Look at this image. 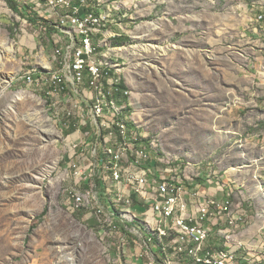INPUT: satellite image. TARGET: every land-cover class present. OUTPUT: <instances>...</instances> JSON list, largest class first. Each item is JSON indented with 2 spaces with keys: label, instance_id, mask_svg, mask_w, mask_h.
<instances>
[{
  "label": "rangeland",
  "instance_id": "1",
  "mask_svg": "<svg viewBox=\"0 0 264 264\" xmlns=\"http://www.w3.org/2000/svg\"><path fill=\"white\" fill-rule=\"evenodd\" d=\"M117 1L136 115L199 183L212 174L214 188L225 185L248 248H263L264 0ZM8 6L14 14L0 0V264H112L95 221L70 210L67 134L21 79L22 61L41 52L21 45Z\"/></svg>",
  "mask_w": 264,
  "mask_h": 264
},
{
  "label": "built area",
  "instance_id": "2",
  "mask_svg": "<svg viewBox=\"0 0 264 264\" xmlns=\"http://www.w3.org/2000/svg\"><path fill=\"white\" fill-rule=\"evenodd\" d=\"M9 1L21 45L41 52L22 61L21 79L67 134L70 210L95 221L113 245L112 264H264V247L248 248L246 219L225 185L214 188L212 174L199 183L201 173L167 155L136 115L132 55L118 48L124 33L112 18L118 1L4 0L10 15Z\"/></svg>",
  "mask_w": 264,
  "mask_h": 264
},
{
  "label": "bare ground",
  "instance_id": "3",
  "mask_svg": "<svg viewBox=\"0 0 264 264\" xmlns=\"http://www.w3.org/2000/svg\"><path fill=\"white\" fill-rule=\"evenodd\" d=\"M1 49H2L1 53H4V54L10 53L11 55L14 54L13 49L7 48L6 45H3ZM163 53L165 54V51H163ZM3 60H4V56H0V65H2Z\"/></svg>",
  "mask_w": 264,
  "mask_h": 264
},
{
  "label": "trees",
  "instance_id": "4",
  "mask_svg": "<svg viewBox=\"0 0 264 264\" xmlns=\"http://www.w3.org/2000/svg\"><path fill=\"white\" fill-rule=\"evenodd\" d=\"M11 2L13 3V1H11ZM12 6H13V5H12ZM13 7H14V6H13ZM118 44H120V43H118ZM46 215H47V210H45V212H44L42 218H44ZM32 231H33V229H32Z\"/></svg>",
  "mask_w": 264,
  "mask_h": 264
}]
</instances>
